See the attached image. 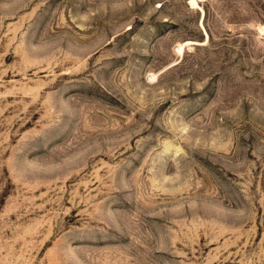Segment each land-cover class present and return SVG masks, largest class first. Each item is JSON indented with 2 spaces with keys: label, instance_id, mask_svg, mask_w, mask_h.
Here are the masks:
<instances>
[{
  "label": "rangeland",
  "instance_id": "obj_1",
  "mask_svg": "<svg viewBox=\"0 0 264 264\" xmlns=\"http://www.w3.org/2000/svg\"><path fill=\"white\" fill-rule=\"evenodd\" d=\"M263 25L0 0V264H264Z\"/></svg>",
  "mask_w": 264,
  "mask_h": 264
},
{
  "label": "bare ground",
  "instance_id": "obj_2",
  "mask_svg": "<svg viewBox=\"0 0 264 264\" xmlns=\"http://www.w3.org/2000/svg\"><path fill=\"white\" fill-rule=\"evenodd\" d=\"M262 28L264 29V25L262 26ZM261 29V28H260Z\"/></svg>",
  "mask_w": 264,
  "mask_h": 264
}]
</instances>
